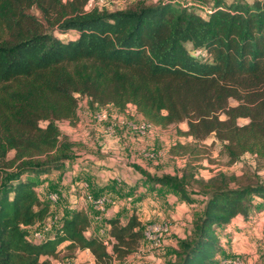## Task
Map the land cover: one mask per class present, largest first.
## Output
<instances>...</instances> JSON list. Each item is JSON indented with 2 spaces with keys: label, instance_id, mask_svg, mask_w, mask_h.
Instances as JSON below:
<instances>
[{
  "label": "trees",
  "instance_id": "obj_1",
  "mask_svg": "<svg viewBox=\"0 0 264 264\" xmlns=\"http://www.w3.org/2000/svg\"><path fill=\"white\" fill-rule=\"evenodd\" d=\"M62 1L0 0V264H51L86 250L97 264H113L144 241L135 212L125 224L107 220L100 237L87 235L83 210H67L43 242L30 239L51 216L37 179L70 170L72 144L58 123L79 122L80 100L93 113L132 105L159 128L185 122L179 133L196 143L213 136L232 162L247 153L264 159V0H198L204 14L177 0L90 12L89 0ZM33 9L61 35L76 36L47 32ZM178 150L192 152L181 144L171 152ZM185 176L152 184L173 187L191 204ZM200 185L206 202L178 264H219L218 229L264 209V183L220 173Z\"/></svg>",
  "mask_w": 264,
  "mask_h": 264
},
{
  "label": "rangeland",
  "instance_id": "obj_2",
  "mask_svg": "<svg viewBox=\"0 0 264 264\" xmlns=\"http://www.w3.org/2000/svg\"><path fill=\"white\" fill-rule=\"evenodd\" d=\"M67 1L63 0L62 2L66 3ZM164 1L89 0L85 6V11L90 12L95 8L109 11L121 10L136 6V4L153 5ZM245 1L252 2L253 0ZM175 3L177 6H186L188 4L190 9L200 14H204L207 10L205 4L198 2V0H177ZM31 13L43 22L47 32H53L60 39L65 40L76 36L74 32L68 35H61L56 26L52 27L47 24V21L44 22L41 14L36 9L31 10ZM99 109L107 110L110 117L108 121L103 123L94 121L92 118L93 112L88 107L87 99H83L78 104V115L80 114L82 119L76 125L72 126L68 122L58 123L62 136L72 144L70 148L71 165L68 168L76 171L83 168L90 169L89 172H82V174H90V176L79 179L81 185L75 189L77 198L82 196V191L85 190L97 195L109 196L117 204L128 197H132L133 203H136L141 200L138 197L140 194L136 191L138 187L132 188L129 191L130 193H125L123 189L127 188V181L131 184H134L135 180L136 183L153 185L152 180L155 178L164 175L182 177L186 173L187 176L182 178V184L186 188L189 197L192 198L193 203L188 204L184 202L171 186L167 189V192H169L168 194L172 193L176 195L180 205L184 203V207L181 206L182 210H179L181 214H184V217L183 219H179L184 220V222L189 221L190 224H193L194 228L195 220L201 214L206 202L200 181H207L211 177L221 173L229 178L237 177L241 182L250 179L264 183V159H258L247 153L232 162L224 150L222 143L217 141L213 136L200 143H196L193 139L179 133L187 130L185 122L171 125L167 128H159L152 125L143 134H135L126 125L120 123L122 121H131L136 124L146 122L134 106L129 105L124 112H119L112 105L98 107L97 110ZM90 111L91 113H89ZM113 123H116L117 126L114 133L109 134L108 129ZM239 123L243 125L247 121L240 120ZM177 144L191 146L192 152L183 153L181 150H178L172 153V149ZM12 156V154L9 155V158ZM101 171H105V175H100ZM48 181L52 183L50 182L52 181L51 178ZM237 184L231 182L229 186L235 187ZM70 187L73 188L75 186L72 184L68 188L70 189ZM107 187H109L110 195H106L108 194L106 193ZM69 189L65 192L60 191L54 185H49L46 188L45 196L43 197L46 201H48L47 198L51 192H57L61 197L60 205L57 206V209H54L51 220L58 222L61 215L68 210L72 202L68 196ZM248 220L250 221L249 224L253 228H256L257 235L260 237L259 242H257L258 244L256 243V249H259V251L255 252L257 263H259L264 260V209L262 212L251 213ZM172 225H175L173 220H171ZM248 230H250L249 227ZM218 234L221 237V241L223 239L226 245L230 244L228 233L222 227L218 229ZM226 240H228V244ZM260 248L263 250L261 251ZM237 251L240 250L238 249ZM231 254H235L232 250H230L228 256H237L242 260L244 257V260L248 258L254 260V257H251L252 255L246 257L244 254ZM253 256L255 255L253 254Z\"/></svg>",
  "mask_w": 264,
  "mask_h": 264
},
{
  "label": "crops",
  "instance_id": "obj_3",
  "mask_svg": "<svg viewBox=\"0 0 264 264\" xmlns=\"http://www.w3.org/2000/svg\"><path fill=\"white\" fill-rule=\"evenodd\" d=\"M89 113H91V111ZM79 118L80 120L82 119L80 114ZM85 122H87V120H85ZM89 171L90 170L86 169L79 171L70 169L65 173L57 172L51 175L41 176L37 179L38 196L42 200H46L43 197L45 196L46 188L49 187V185H54L57 190L65 192L67 189H69L68 187L72 186L73 184L75 187H70L68 192L69 199L72 201L68 207V211L71 212L74 210H83L89 214L91 227L87 233L88 236L103 237L106 235V228L108 226L106 224L107 220L120 217L121 223L125 224L128 218L134 212L140 218L143 226L145 227L150 223H164L168 222L169 220L170 222L168 223L171 224V220H173L175 225H172L170 232L163 237L162 246L158 248H150L148 244L143 241L141 247L135 253L130 255L124 261H117L113 264H178L180 260L178 253L181 250L183 243L188 242L193 238L195 229L193 228V224H190L189 221L188 223L179 219H183L184 217V214H181V211H179L182 210L181 206L184 207V203L180 205L176 195L172 193L168 194L169 192H167V189H169V187L136 183L135 180L134 184H131L127 181V188H124L123 191L125 193H130L129 191H131L132 188L138 187V190L136 191L140 194L138 197H140L141 200L133 203V198L128 197L124 201L117 204L115 200L110 199L108 196L109 203L107 204V210L103 215H100L85 199V194L91 191L83 190L82 196L79 198H77L78 196L75 191V189L79 188L81 185L79 183V179L81 177L90 176V174H82V172ZM100 173V175H105V171H101ZM50 178L52 179V181H50L52 183H49L48 181ZM108 188L109 187H107L106 192L108 194L106 195H110V190H108ZM91 193L93 194V192ZM63 215H61V218ZM249 223V220H244L241 217H237L230 224L222 227L224 231L228 233L230 238L229 245H226L222 239L224 255L225 257H231L228 256V254L230 253V250H232V252L235 254L231 255L244 254L246 257L251 255V257H254V260H252V258H246L247 260H244V257L243 260L246 264H264V260L257 263V256L255 252L259 251V249H256V246L258 244L257 242H259L258 240H260V237L257 235L256 228H253V226ZM248 227L250 230L247 231ZM227 241L228 240H226V242ZM229 242H227V244ZM261 248L260 250L262 251L263 249ZM238 249L240 251H237ZM60 250H62L61 255H65L64 246H61ZM253 254L255 256H253ZM63 261L65 264H97L95 263L94 256L89 250L76 251L72 258H68ZM218 263L220 264V258Z\"/></svg>",
  "mask_w": 264,
  "mask_h": 264
},
{
  "label": "built area",
  "instance_id": "obj_4",
  "mask_svg": "<svg viewBox=\"0 0 264 264\" xmlns=\"http://www.w3.org/2000/svg\"><path fill=\"white\" fill-rule=\"evenodd\" d=\"M92 118L94 121L98 123H103L108 121L110 117L107 110L99 109L93 113ZM120 123L126 125L135 134H143L147 129L152 127V125L147 122L136 124L131 121H122ZM116 126H117L116 123L110 125L108 129L109 134L114 133ZM47 199L49 204L51 205V216H52L54 209H57V206L60 205L61 197L59 193L51 192L49 193ZM85 199L87 202H89L92 205V208L100 215H103L106 212L107 204L109 203V199L106 196H95L91 192H87L85 194ZM51 216L39 228L31 231L30 239L32 243L39 244L47 238L48 234L52 233L53 228L57 221L51 220ZM170 230H171V224L168 222L150 223L144 229V241L148 244L150 248H158L162 246L163 237L166 234H168ZM51 264H65V262L60 259L51 258ZM220 264H246V263L241 258L234 256V257L221 258Z\"/></svg>",
  "mask_w": 264,
  "mask_h": 264
}]
</instances>
